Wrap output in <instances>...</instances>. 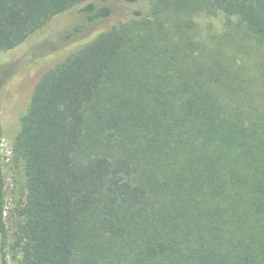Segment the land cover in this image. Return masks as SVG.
Wrapping results in <instances>:
<instances>
[{
    "label": "trees",
    "instance_id": "16d2710c",
    "mask_svg": "<svg viewBox=\"0 0 264 264\" xmlns=\"http://www.w3.org/2000/svg\"><path fill=\"white\" fill-rule=\"evenodd\" d=\"M151 1L154 19L100 32L35 86L14 144L18 264H264V56L226 65L191 19L223 14L264 46V0ZM77 5L89 27L113 15L95 0H0V52ZM2 134L0 118L4 249Z\"/></svg>",
    "mask_w": 264,
    "mask_h": 264
},
{
    "label": "rangeland",
    "instance_id": "374dc122",
    "mask_svg": "<svg viewBox=\"0 0 264 264\" xmlns=\"http://www.w3.org/2000/svg\"><path fill=\"white\" fill-rule=\"evenodd\" d=\"M95 3L111 7L112 17L89 27L85 15L80 11L82 5H77L64 13L41 21L36 28L28 32L24 42L14 50L0 52V118L3 130L1 165L5 184L3 218L7 232L6 246L3 249V234L0 227V264H18L19 256L15 255L12 248L20 221L19 210L26 200L27 184L25 164L15 156L14 144L35 86L45 72L63 62L100 32L118 24L120 27L136 26L137 22L146 16L155 18L152 13L155 3L151 0H140L132 4L124 0H95ZM137 12H142L143 16H138ZM192 18L197 25L196 42L202 39L221 41L226 49L224 58L226 65L235 68L234 60H238L239 63H244L245 69L260 66L264 46L247 42L244 34H234L238 33L235 19L229 23L223 14L211 16L205 13L193 14ZM249 74L253 73L247 70L244 73L246 77ZM3 84L5 86L2 87Z\"/></svg>",
    "mask_w": 264,
    "mask_h": 264
}]
</instances>
